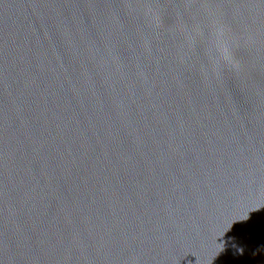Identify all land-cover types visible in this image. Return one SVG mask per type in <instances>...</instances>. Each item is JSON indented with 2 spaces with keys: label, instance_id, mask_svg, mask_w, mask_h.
Returning <instances> with one entry per match:
<instances>
[{
  "label": "water",
  "instance_id": "water-1",
  "mask_svg": "<svg viewBox=\"0 0 264 264\" xmlns=\"http://www.w3.org/2000/svg\"><path fill=\"white\" fill-rule=\"evenodd\" d=\"M0 264H264V0H0Z\"/></svg>",
  "mask_w": 264,
  "mask_h": 264
}]
</instances>
